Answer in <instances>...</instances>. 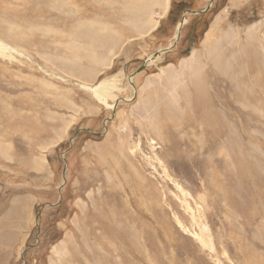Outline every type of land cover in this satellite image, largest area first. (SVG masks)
Returning <instances> with one entry per match:
<instances>
[{"label": "rangeland", "instance_id": "rangeland-1", "mask_svg": "<svg viewBox=\"0 0 264 264\" xmlns=\"http://www.w3.org/2000/svg\"><path fill=\"white\" fill-rule=\"evenodd\" d=\"M178 1L0 0V264H264V0Z\"/></svg>", "mask_w": 264, "mask_h": 264}, {"label": "bare ground", "instance_id": "bare-ground-1", "mask_svg": "<svg viewBox=\"0 0 264 264\" xmlns=\"http://www.w3.org/2000/svg\"><path fill=\"white\" fill-rule=\"evenodd\" d=\"M169 3H170V0H166V4L167 5H169ZM169 8V7H168ZM221 19V18H220ZM219 19V20H220ZM219 20L217 21V23H216V25L217 26H214L211 30H209V32L207 33V35H206V41H210L211 39H213V36L215 35V32L218 30V26L220 25V23L221 22H219ZM156 24L158 25V23L156 22ZM155 24V25H156ZM223 25V24H222ZM221 28V27H220ZM210 43V42H209ZM207 46V45H206ZM6 48H8V47H6L5 46V44L3 43V41H0V50H3V49H6ZM169 49V48H168ZM216 49V48H215ZM243 49H245V51L247 52H249V51H251L250 49H248V46H246L245 48H243ZM255 54V53H254ZM97 55V54H96ZM250 55V54H249ZM251 57H253V56H251ZM250 57V58H251ZM254 59H255V57H254ZM253 59V60H254ZM184 71V70H183ZM115 86L116 85H114V84H112L109 80H104V81H102V82H100L99 83V85L98 86H95L94 88H93V92H94V94H95V96L100 100V101H102L104 104H106V105H109V103H108V98L109 97H111V93H113L112 91L111 92H109L112 88H114L115 89ZM120 89V88H119ZM112 97H113V95H112ZM114 97H115V94H114ZM202 98V97H201ZM206 98V97H205ZM210 98V97H209ZM208 99V98H207ZM195 100V99H194ZM197 101V100H196ZM200 102V101H199ZM204 102V101H203ZM202 103V102H201ZM200 103V104H201ZM199 106V105H198ZM214 111V110H213ZM212 111V112H213ZM217 115V114H216ZM218 116V115H217ZM213 117V116H212ZM206 118V117H205ZM218 119V118H217ZM216 118L214 119V122H213V124L215 123V122H218V120H217ZM212 121V120H211ZM220 121V120H219ZM207 123V122H206ZM212 124V125H213ZM216 126V125H215ZM247 254H248V252H247ZM253 259V258H252ZM248 263H249V261H248Z\"/></svg>", "mask_w": 264, "mask_h": 264}, {"label": "trees", "instance_id": "trees-1", "mask_svg": "<svg viewBox=\"0 0 264 264\" xmlns=\"http://www.w3.org/2000/svg\"><path fill=\"white\" fill-rule=\"evenodd\" d=\"M191 8L190 6V3H187V2H180L178 0H173V3L171 4V9L168 13V16H167V23H169V25L172 26L173 30L176 28L177 24L181 21L182 19V15L183 13L186 11V10H192V9H189ZM210 19H206L205 21V24H206V29L205 31L207 30V27H208V24H209V21Z\"/></svg>", "mask_w": 264, "mask_h": 264}, {"label": "water", "instance_id": "water-1", "mask_svg": "<svg viewBox=\"0 0 264 264\" xmlns=\"http://www.w3.org/2000/svg\"><path fill=\"white\" fill-rule=\"evenodd\" d=\"M185 21V20H184ZM184 21L180 22L179 25L177 26V32H176V35L178 36L179 35V29L180 27H182V25L184 24ZM160 53V52H159ZM54 206V205H53Z\"/></svg>", "mask_w": 264, "mask_h": 264}]
</instances>
